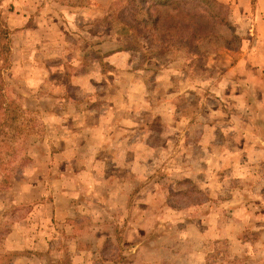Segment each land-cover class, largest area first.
Masks as SVG:
<instances>
[{"label": "rangeland", "instance_id": "obj_1", "mask_svg": "<svg viewBox=\"0 0 264 264\" xmlns=\"http://www.w3.org/2000/svg\"><path fill=\"white\" fill-rule=\"evenodd\" d=\"M77 1L0 0L1 44L8 43L0 49L1 94L22 109L16 124L0 112V264H264L260 24L251 13L239 16L237 2L212 0L242 39L220 27L235 49L216 40L198 60L185 48L146 50L118 21L125 0H87L77 28L52 4ZM120 47L134 52L135 66H148L131 91L104 60ZM169 62L195 81L192 90L157 82ZM78 63L97 70L87 90L74 83ZM125 93L134 118L154 122L150 131L161 122L152 114L169 113V94L184 118L149 143L134 134L132 150L72 149L84 135L80 111ZM140 111L150 114L136 118ZM200 122L213 129L198 146Z\"/></svg>", "mask_w": 264, "mask_h": 264}, {"label": "crops", "instance_id": "obj_2", "mask_svg": "<svg viewBox=\"0 0 264 264\" xmlns=\"http://www.w3.org/2000/svg\"><path fill=\"white\" fill-rule=\"evenodd\" d=\"M216 2H220L223 4H236L237 6L242 8V14L239 13V16H242L244 19L248 17V15H252L253 20L256 23H259L261 29L264 30V0H214ZM89 2V1H88ZM94 2L96 0H91L90 7H93ZM112 2L111 0H106V5H110ZM54 6L60 7L59 11L62 10L64 14L70 13V17L67 16L69 21H72L74 24V27H79L80 24H82L81 21H78V17H82L80 15V11L86 9L85 7H70L67 5H63L60 3H52ZM89 5V4H88ZM95 6V5H94ZM92 9H89V11ZM72 15V16H71ZM74 16V17H73ZM104 60L106 62V67L113 72L120 71L121 73H124L125 77L128 81H126V84L124 85L127 87L129 91H131V86L135 85V77L138 75L137 73L146 72L147 73V63L144 64V66L137 67L134 65L133 59H134V52L130 50L127 47H120L118 49H113L112 51H108L104 54ZM83 65V64H82ZM111 68H110V67ZM78 68H80L79 71H76V81L74 82L77 84V86H80L84 90H87L92 80H95V76L97 75V70L94 68L90 70V68L81 66V63H78ZM83 70H82V69ZM158 81H166V83H170V85H173V88L175 90V87H178L177 89L180 90L181 93H186L194 88L196 86V83L194 80H191V78L186 74L185 71H179L177 69V63L176 62H169L166 66H159L158 67ZM82 70V71H81ZM105 71V70H104ZM47 73H50L49 77L52 80L51 72L49 70L46 71ZM107 72V71H106ZM109 73V72H108ZM106 73V75L108 74ZM111 74V73H109ZM180 76V83L175 82V78ZM106 84H108L106 81H104ZM246 82V81H244ZM109 85V84H108ZM160 84H158L159 86ZM125 100L120 99L117 97V95H112L105 105L102 104L100 109H90L85 108L84 110L80 111V115L82 118L87 119L85 122H83V127L81 129L82 139H80V143L78 145H75L74 147H71L72 149H83V150H92L94 152L100 151L103 149L107 150H113L115 147H111L109 144L112 143L116 146L115 149H127L132 150L133 145L136 143V141H133L134 134H143L144 139L142 142L147 141L149 143L150 136L156 134L159 136H164L166 133H168L169 129L172 126V129L175 130L178 126L179 121L184 118H181V115L175 112V106L173 107L172 100H174V96L169 94L167 99L164 103L169 108V113H156L152 114V118L156 119V123L158 124L159 118L161 119L160 124H158L159 127H155V130L150 131V127L152 122L148 121H142L135 119L133 116V95L129 93H125ZM172 99V100H171ZM124 100V101H122ZM143 103L149 102L147 98L142 97ZM263 99L256 100V104H260L259 108L264 109V101L261 102ZM172 105V106H171ZM150 113L148 111H140L136 114V118L138 116L144 117L143 115H149ZM205 114V113H204ZM142 115V116H141ZM260 118H263L264 120V111L262 112V116ZM173 122V124H172ZM264 125V121L262 122ZM200 128H202V135L199 137V140L196 145L201 146L202 143L206 142L205 136L208 132H211L213 127L208 123H201L198 124ZM177 130V129H176ZM86 131V132H85ZM210 137L212 138L211 134L208 135L207 142L210 141ZM147 138V139H146ZM154 138V137H153ZM152 138V140H154ZM151 145V144H150ZM145 149L151 148V146L144 145L142 146ZM51 205V204H50ZM175 264H181V263H175Z\"/></svg>", "mask_w": 264, "mask_h": 264}, {"label": "trees", "instance_id": "obj_3", "mask_svg": "<svg viewBox=\"0 0 264 264\" xmlns=\"http://www.w3.org/2000/svg\"><path fill=\"white\" fill-rule=\"evenodd\" d=\"M61 4L85 7L88 1L79 0L77 3L61 2ZM222 9L221 5L212 0H125L117 18L123 26L136 32L139 44L144 45L146 50L185 48L191 58L200 60L206 43L211 44L220 40L224 42L225 51L235 49L232 47L234 43L228 37L218 33V28L224 27L229 30L236 42L242 39L236 34L235 28L229 23ZM1 40L0 38V49L8 51V43L2 45ZM1 50L0 55L4 53ZM3 60L5 62L6 58ZM0 112L12 118L14 123L22 112L16 101L7 99L1 94V87ZM183 183H187L189 190L196 193V188L189 181ZM186 193L179 195L186 199L188 198Z\"/></svg>", "mask_w": 264, "mask_h": 264}]
</instances>
